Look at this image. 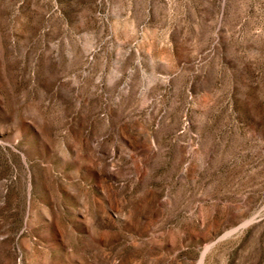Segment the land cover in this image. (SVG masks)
<instances>
[{"label":"rangeland","instance_id":"374dc122","mask_svg":"<svg viewBox=\"0 0 264 264\" xmlns=\"http://www.w3.org/2000/svg\"><path fill=\"white\" fill-rule=\"evenodd\" d=\"M208 245L264 264V0H0V264Z\"/></svg>","mask_w":264,"mask_h":264},{"label":"bare ground","instance_id":"6f19581e","mask_svg":"<svg viewBox=\"0 0 264 264\" xmlns=\"http://www.w3.org/2000/svg\"><path fill=\"white\" fill-rule=\"evenodd\" d=\"M244 224H245V223H244ZM227 233H228V232H227ZM210 246H211V245H208V246L205 247L204 251H203L202 254H201V258H200V260H199V264L202 263V260H203L204 254H205V252L208 250V248H209Z\"/></svg>","mask_w":264,"mask_h":264}]
</instances>
